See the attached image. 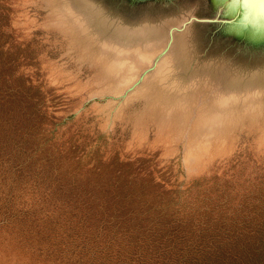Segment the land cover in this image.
Wrapping results in <instances>:
<instances>
[{"label": "rangeland", "instance_id": "obj_1", "mask_svg": "<svg viewBox=\"0 0 264 264\" xmlns=\"http://www.w3.org/2000/svg\"><path fill=\"white\" fill-rule=\"evenodd\" d=\"M256 162L264 0H0V264L156 256L104 235L232 212Z\"/></svg>", "mask_w": 264, "mask_h": 264}, {"label": "trees", "instance_id": "obj_2", "mask_svg": "<svg viewBox=\"0 0 264 264\" xmlns=\"http://www.w3.org/2000/svg\"><path fill=\"white\" fill-rule=\"evenodd\" d=\"M254 165L247 197L235 203L232 212L222 210L218 214L183 221L135 218L139 223L171 228L165 235L153 233L146 237L135 236L132 231L111 230L105 233L104 244L124 252L143 251V244L151 246L152 251L155 248L156 256L150 257L144 250L146 256L143 258L127 254L120 264H264V170L257 162ZM122 220L112 219L113 227L124 224ZM180 226L185 229L175 228ZM75 254L76 264H96L101 256L96 253L89 257L85 251Z\"/></svg>", "mask_w": 264, "mask_h": 264}]
</instances>
